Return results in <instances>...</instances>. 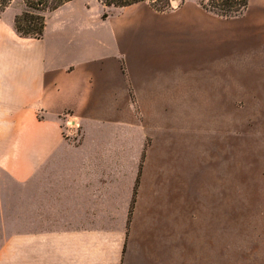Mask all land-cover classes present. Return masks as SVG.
<instances>
[{
	"label": "crops",
	"instance_id": "1",
	"mask_svg": "<svg viewBox=\"0 0 264 264\" xmlns=\"http://www.w3.org/2000/svg\"><path fill=\"white\" fill-rule=\"evenodd\" d=\"M140 3L68 1L46 13L41 38L0 16V264H181L178 201L140 163L117 160L113 132L96 128L132 116L123 57L134 30L123 13ZM223 19L222 51L264 50V0ZM68 123L82 126L78 141Z\"/></svg>",
	"mask_w": 264,
	"mask_h": 264
},
{
	"label": "rangeland",
	"instance_id": "2",
	"mask_svg": "<svg viewBox=\"0 0 264 264\" xmlns=\"http://www.w3.org/2000/svg\"><path fill=\"white\" fill-rule=\"evenodd\" d=\"M198 1L179 9L174 0L168 13L145 2L125 10L134 30L123 57L132 116L96 128L113 132L117 160L140 163L141 177L178 201L181 264H264V50L239 59L235 48L222 51L226 21ZM21 9L15 0L0 16ZM185 11L197 28L182 22ZM72 128L78 141L82 126Z\"/></svg>",
	"mask_w": 264,
	"mask_h": 264
},
{
	"label": "trees",
	"instance_id": "3",
	"mask_svg": "<svg viewBox=\"0 0 264 264\" xmlns=\"http://www.w3.org/2000/svg\"><path fill=\"white\" fill-rule=\"evenodd\" d=\"M15 0H0L2 13ZM22 9L15 13L13 26L15 32L25 38H41L45 27L46 13L57 9L71 0H18ZM104 7H124L138 2H147L154 10L164 12L173 8L172 0H98ZM184 0H181L183 3ZM181 3L177 4L179 6ZM198 4L208 12L221 18H233L243 14L248 0H207ZM107 12L102 13L106 17Z\"/></svg>",
	"mask_w": 264,
	"mask_h": 264
},
{
	"label": "water",
	"instance_id": "4",
	"mask_svg": "<svg viewBox=\"0 0 264 264\" xmlns=\"http://www.w3.org/2000/svg\"><path fill=\"white\" fill-rule=\"evenodd\" d=\"M172 2L174 3V0H172Z\"/></svg>",
	"mask_w": 264,
	"mask_h": 264
},
{
	"label": "built area",
	"instance_id": "5",
	"mask_svg": "<svg viewBox=\"0 0 264 264\" xmlns=\"http://www.w3.org/2000/svg\"><path fill=\"white\" fill-rule=\"evenodd\" d=\"M174 4V3H173Z\"/></svg>",
	"mask_w": 264,
	"mask_h": 264
}]
</instances>
